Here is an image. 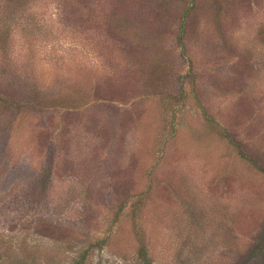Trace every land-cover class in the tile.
I'll return each instance as SVG.
<instances>
[{
    "label": "rangeland",
    "instance_id": "obj_1",
    "mask_svg": "<svg viewBox=\"0 0 264 264\" xmlns=\"http://www.w3.org/2000/svg\"><path fill=\"white\" fill-rule=\"evenodd\" d=\"M166 1L0 0V264H264V0Z\"/></svg>",
    "mask_w": 264,
    "mask_h": 264
},
{
    "label": "trees",
    "instance_id": "obj_2",
    "mask_svg": "<svg viewBox=\"0 0 264 264\" xmlns=\"http://www.w3.org/2000/svg\"><path fill=\"white\" fill-rule=\"evenodd\" d=\"M157 1V0H156ZM183 1H185V0H183ZM166 2V4H167V1L166 0H158V4H159V6H163V4ZM180 2H182V1H180ZM192 5H190V7H191ZM189 12L191 13L192 11H186V15H188L189 14ZM193 13V12H192ZM231 142V144H233V146L236 148V150L238 151V153H239V156L240 157H242L243 159H246L247 161H249V162H251V163H254L253 162V160L251 159V158H249L247 155H245L244 153H243V151L240 149V144L237 142V141H230ZM259 169L260 170H263L264 169V163L263 164H261V167H259ZM141 257H142V260H143V264H150V262L147 260V257H146V255L144 254V253H142V255H141ZM248 257H252L251 255H249ZM250 263V262H249ZM247 264H248V260H247Z\"/></svg>",
    "mask_w": 264,
    "mask_h": 264
}]
</instances>
